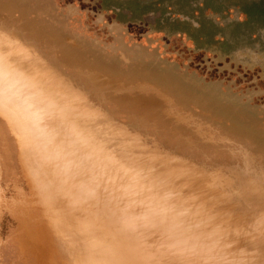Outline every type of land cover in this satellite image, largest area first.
<instances>
[{"label": "bare ground", "instance_id": "6f19581e", "mask_svg": "<svg viewBox=\"0 0 264 264\" xmlns=\"http://www.w3.org/2000/svg\"><path fill=\"white\" fill-rule=\"evenodd\" d=\"M135 92L164 107L106 104ZM162 95L67 73L0 16V264H264V156Z\"/></svg>", "mask_w": 264, "mask_h": 264}, {"label": "rangeland", "instance_id": "374dc122", "mask_svg": "<svg viewBox=\"0 0 264 264\" xmlns=\"http://www.w3.org/2000/svg\"><path fill=\"white\" fill-rule=\"evenodd\" d=\"M85 1L75 0L84 14L91 9L90 4ZM49 6L56 7L54 13L46 17L48 20L42 19V16L47 15L46 8ZM109 7L111 11L121 13L125 25H135L139 22L144 24L147 30H157L161 45L174 40L177 51L175 55L178 61L182 62L176 69L186 72L189 77L216 72L214 78L201 77L199 82L203 87L205 85L207 89L216 91L218 95L198 93L166 73L154 72L147 65L138 66L136 62L137 65L126 67L119 64L116 56L121 48L115 47L113 41L103 35L94 38L91 28L84 29L82 21L71 19L62 3L57 4L50 0H0V16H6L17 23L20 31L39 46L53 48L60 63L68 70L106 73L126 86L136 83L151 84L174 98L180 109L205 123H213L225 135L238 140L244 146L249 144L256 153L264 156V129H256L264 127V108L258 109L262 119H255L256 116L250 115L251 112L237 113L234 108L232 110V107H236L237 97L233 93H224L221 83L230 84L234 79L228 74H220L242 73L248 69L241 63L239 68L236 66L237 55L264 60V0H113ZM51 21L55 25H52ZM56 27L64 30L61 36L57 35L59 29ZM82 35L98 41L106 48L112 43L110 46L113 48V58L117 61L109 62L104 60L107 58L93 56L92 44ZM66 39L91 50L87 51L86 56L78 54L64 45ZM83 40L85 42L82 43ZM86 43H90V47ZM140 46L148 49L155 57L159 55L158 58L165 63L172 62L162 58L156 48L150 47V43H140ZM73 49L77 50L76 47ZM130 59L135 62L132 56ZM187 63L193 64L194 68L183 66ZM218 82L220 85H216ZM238 94L241 99L242 95L251 96L249 89ZM144 99L148 100L146 97ZM109 102L117 111L122 110L124 105H140L127 96L111 98ZM133 111L136 114L142 113L140 108L136 107ZM241 115H246L245 122L237 117Z\"/></svg>", "mask_w": 264, "mask_h": 264}, {"label": "flooded vegetation", "instance_id": "af4514ba", "mask_svg": "<svg viewBox=\"0 0 264 264\" xmlns=\"http://www.w3.org/2000/svg\"><path fill=\"white\" fill-rule=\"evenodd\" d=\"M15 1H18V0H15ZM50 1H52L53 3H57V4L62 3L66 14H68L69 17H71V19H76V20H79L80 22L82 21V23L84 25V29L86 27L91 28L90 30L92 31V33H93L92 35L94 38L100 37V35H103V36L107 37L108 39H110V41H113V45L115 47L121 48V51H118L117 56H116L117 60L119 61V64L126 66V67L137 65L136 62L139 64L138 66L147 65L148 68H151L154 72L161 73V74L166 73V74L170 75L171 77H173L174 80L179 81L180 83H183L187 87L195 89L196 91H198V93L199 92L200 93L206 92L208 94L216 93L218 95V93L216 91H214V90L211 91L210 89L207 90L208 87L206 88L205 85L203 87L202 84L199 82L200 81L199 79H202L201 77H206L209 79L214 78V76H215L214 73L216 74V72H214V73L205 72L204 76H199V75L196 76L195 75L192 77L190 75L191 77H189L186 74V72H183L180 69H176L177 65L178 66L182 65V62H179L178 57L175 55V53L177 51H176V45L174 43V40L169 41L168 44L166 43V45H163V44L161 45V43H160L161 40H160V37L158 35L157 30L156 31L147 30L145 25L140 24L139 22L136 23L135 25H125L123 22L124 17L123 16H122L123 18L121 17V13L117 12L116 10L114 12L110 10L109 6H111L113 4V0H111V1H108V0H86L85 2L87 4L88 3L90 4L91 9L88 10V12H86L85 14L82 12V9H80L81 6L79 4H76L75 0H73L72 2L70 0H50ZM53 11H55V8H52L51 6L46 8L47 15H44V17L42 16V19L48 20V18H46V17H49L51 15V13L53 14L54 13ZM154 19H155V17L152 18V20H154ZM52 25H55V23L52 22ZM56 28H58V27H56ZM58 29H59L58 30L59 34H57V35L61 36L64 30L61 28H58ZM82 36H84V35H82ZM167 37H168V34H167ZM84 38L86 41L90 42L93 47H95V48L91 47V49L93 50L92 51L93 56L107 58L104 60L109 61V62L115 61L113 58V54H114L113 48L110 46V45H112V43L106 48L103 45H100L98 43V41H94L93 39L88 38L86 35L84 36ZM30 40H32V39H30ZM85 40H83L82 43L85 42ZM90 40H92V42ZM63 43L67 48L71 49L72 51H74L78 54H83L84 56H86L87 51L91 50V49H87V48H85L86 49L85 50L83 47L76 45V43H74L72 40H69V39H66V41H64ZM90 43H86V45H89V47H90ZM140 43H150L151 48H156V50L159 51L160 55H162V58H165V59L172 61L173 64H172V62L171 63L170 62L165 63L163 60L158 58L159 55L157 57H155V55H152L151 54L152 52H150L148 49H143L142 46H140ZM68 45L76 47L77 50H74L73 47H69ZM131 56L135 60V62L131 61V59H130ZM236 58H238L236 61L238 63V64H236V66L238 68L240 67L239 63H241L245 68H248V69L244 70L242 73L220 72V74H223V75L228 74L231 78L234 79L232 82H230V84H228L227 82H225V83L222 82L221 83L222 88H223L222 90L224 91V93L226 92V94H228V93L232 94L233 93V95H235L237 97V99H235L236 97L234 96L235 97L234 99L236 100V107H232L231 108L232 110L234 108V111H236L237 113L242 112V111L251 112L250 115H255L256 116L255 119H257V118L262 119L263 117L259 113L258 109L262 110V108H264V106L262 105V104H264V60H259V59L257 60V59H253V58H248V56L247 57H241L240 55H237ZM56 62L61 66V68L63 70H65L67 73H70V74L78 73V75H79V73H91L92 72V71L91 72L90 71L84 72L81 70H74V69L68 70L67 67H65V65L60 63V61L58 60L57 57H56ZM183 66H186L189 69L194 68L193 64H190V63L184 64ZM92 73H100L102 75L107 76L108 78H111L106 73L105 74L101 73V72H92ZM210 81H215V80H210ZM118 82L121 83L120 81H118ZM121 84H123V83H121ZM137 84H139V83H137ZM137 84H132V85L130 84L128 86L131 87V86H133V85L135 86ZM142 84L148 85L146 83H142ZM149 85L151 87H154L161 94H163L162 96L164 98H166V99L171 98V96L163 93L157 87H155L151 84H149ZM216 85H220L219 82ZM124 86L128 87L125 84H123V87ZM246 89L250 90L251 96H249V95L243 96L242 95V99H241L238 96L239 95L238 93L240 91L244 92V90H246ZM132 95L135 98H130V99L136 103H140V105H136V106H145V104H151L152 103L150 106L161 107V109L164 107L162 100L159 99L157 96H155V97L150 96L148 98L146 97L148 99V100H146V99H144L145 96L139 95L138 92H135ZM123 96H127V95L107 94L105 97L106 98L105 99L106 104L108 106H110V104L108 102L110 101L111 98L119 99V97H123ZM176 96L181 100V98L178 95H176ZM127 97H129V96H127ZM219 97L224 98L225 96H219ZM138 98H141V99H138ZM149 99H151V100H149ZM171 100L173 101V105H174V106H171V109L172 110L174 109L173 111L175 112V114H177V115L180 114V116H183V120H189L190 121V119H191V122L194 123L195 119H196L197 122L205 123V122L195 118L194 115L188 113L186 110L177 108V105H176L174 98H171ZM259 102H262V104H259ZM260 105H262V106H260ZM127 106H135V105H127ZM243 107H245V108H243ZM246 110H250V111H246ZM161 111H158V114H161L162 113ZM184 113H186V114H184ZM129 116L130 115L120 114L118 116V119L124 123H128V120H126V119H128ZM245 116L246 115H241V116H237V117L242 122H245L246 121ZM159 118L160 119L158 121L163 120L166 123H170V122L174 121V120L166 119V118H168L166 116H160ZM148 120L150 122L152 121L150 119H148ZM151 123H153V122H151ZM252 123L253 122H251V124ZM205 124H208L214 128H217L216 126L213 125V123H207L206 122ZM184 129L185 128L182 125L174 127L175 131H179V134H178L179 138L190 136V135H188V133H190V131H186ZM256 129L259 131H263L264 127L261 126L260 129H262V130H260L259 128H256ZM163 142L166 145H168V141L166 139H164Z\"/></svg>", "mask_w": 264, "mask_h": 264}]
</instances>
